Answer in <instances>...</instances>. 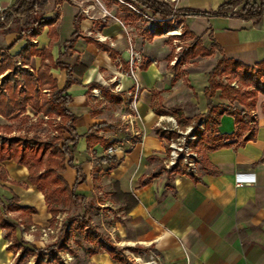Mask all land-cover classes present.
Here are the masks:
<instances>
[{
  "label": "crops",
  "instance_id": "obj_1",
  "mask_svg": "<svg viewBox=\"0 0 264 264\" xmlns=\"http://www.w3.org/2000/svg\"><path fill=\"white\" fill-rule=\"evenodd\" d=\"M169 1L174 10L209 13L177 16L176 30L198 39L205 50L212 43L218 48L211 56L197 57L180 67L201 60L215 63L218 56L248 66L264 59V8L260 19L253 22L232 11L212 15L228 0ZM13 2L0 0V6L8 9ZM62 4L71 10L69 37L75 34L71 47L63 45L69 38L59 39L60 15L51 26L55 39L50 40L45 27L33 42L39 50L49 45L54 63L49 74L59 89L65 74L55 63L73 68L65 95L69 99L66 109L75 117L76 140L71 165L60 176L76 195V204L59 205L51 216L43 195L28 181L27 169L13 161L1 162L0 219L12 230L9 233L0 227V264H14L18 251L10 248L13 241L24 248L44 250L66 234L64 244L71 243V228L78 232L75 220L82 215L89 226L92 223L96 231H102L101 236L93 234L92 242L86 240V248L78 249L85 264H119L108 255L110 247L121 250L127 264H264L263 115L255 117L253 141L206 155L215 174L203 172L199 164L195 180L168 172L167 143L161 129L173 126L172 121L175 126L189 121L185 126H190L195 114L205 113L203 88L213 66L178 76L172 66L179 61L176 52L180 47L169 48V36L163 35L171 20L164 27L155 23L144 32L139 29L142 13L127 7L124 0H61L56 8ZM155 29L159 33L154 34ZM17 38V34L0 35V49L12 44L8 53L17 54L24 45ZM129 52L134 57L136 84L126 76ZM39 64L40 59L33 57L31 71ZM26 114L35 121L28 109ZM41 119L45 122L46 117ZM223 122L229 132L219 130ZM26 124L22 128L28 130L31 125ZM219 126L221 134L234 132L233 120L227 115L221 116ZM45 127L44 123L36 130ZM108 143H113L112 155L119 160L111 171L98 160ZM237 172L252 173L254 183L235 187ZM15 207L33 213L11 210ZM63 207L82 209V213L63 221ZM74 255L65 261L71 264L80 257Z\"/></svg>",
  "mask_w": 264,
  "mask_h": 264
},
{
  "label": "trees",
  "instance_id": "obj_2",
  "mask_svg": "<svg viewBox=\"0 0 264 264\" xmlns=\"http://www.w3.org/2000/svg\"><path fill=\"white\" fill-rule=\"evenodd\" d=\"M48 0H14L13 4L5 9V13L12 11L17 15L24 14V26L29 27L24 36L19 35L18 40L23 39L24 45L15 55H10L8 50L12 44L0 50V118L4 123L0 124V163L3 161H13L24 166L28 172V181L39 191L47 205V213L54 216L58 212L59 205H75L76 195L70 190L63 179L66 166L71 165V149L74 147L75 136H73V124L75 117L66 109L68 97L65 95L66 89L71 84L69 73L73 68L55 64L65 74V82L62 88H58L49 70L53 69L54 63L49 55V45L44 49H36L33 42L40 35L43 28H48L50 40L55 39V32L51 28L56 21L58 14L53 12L50 16L33 19L29 13L36 8H42ZM132 8L141 12L149 18L166 19L173 16H206L209 13L197 10H174L171 5L158 0H124ZM264 0H228L220 5L214 16L224 15L232 10L234 15L257 22L263 12ZM128 10V9H127ZM129 11V10H128ZM6 15L5 17H7ZM0 27H2L0 23ZM159 30V29H158ZM154 30V34L159 33ZM182 35L188 36L182 32ZM71 34L63 45L71 47L73 37ZM182 47L179 54V61L172 66V70L182 64L194 60L195 58H207L217 50L215 44H211L208 50L202 48L198 39ZM218 51V50H217ZM33 57L40 59V64L35 72H32L29 64ZM233 75L236 87L223 84L217 81L220 77L225 79ZM256 93L264 95V59L252 66L244 65L237 60L229 59L224 56L215 62L214 66L207 73L206 86L203 88V96L206 103L204 113V125L202 130L197 131L196 140L191 147L198 155L200 169L209 174H215L207 162L206 155L221 148L241 146L245 142L253 141L256 133V119L250 112L254 108V95ZM27 109L35 117V125L28 130L21 131L30 119L26 114ZM264 117V106L262 108ZM227 115L232 118L234 132L231 134H221L217 128L221 116ZM41 117H46L45 122ZM58 118V120H57ZM17 126H15V124ZM55 134L48 139H40L36 135V129L42 124ZM189 123L181 124V128ZM180 124V123H179ZM29 131V134H28ZM64 135H67L65 137ZM91 141L97 140L96 137H87ZM113 147V143L104 145V154L98 160L107 165V171L114 169L119 160L112 154H107V150ZM168 172L183 174L180 167H171ZM78 174V170H77ZM193 180L195 178L192 177ZM10 209V208H9ZM31 214L30 209L20 210L16 207L11 209ZM76 230L86 231L88 224L84 215L75 220ZM0 227L9 233L12 227L0 219ZM54 245L48 246L44 250L24 248L22 244L15 241L11 244V249L20 251L14 264H23L24 256L34 254V263L41 264L39 257L42 254H50L54 260L57 252L65 248V238ZM87 241H93V234L86 235ZM113 262L127 264L121 250L110 247L107 251Z\"/></svg>",
  "mask_w": 264,
  "mask_h": 264
},
{
  "label": "rangeland",
  "instance_id": "obj_3",
  "mask_svg": "<svg viewBox=\"0 0 264 264\" xmlns=\"http://www.w3.org/2000/svg\"><path fill=\"white\" fill-rule=\"evenodd\" d=\"M158 1L165 2L169 5H171V2L169 0H158ZM60 3H61V0H48L46 5L44 4V6L42 8L34 9L33 12L29 13V15L33 19H39L42 16L43 17L49 16L53 12H57V14L60 15V18L58 21L59 39L61 41H64L65 39L69 38V33H70L69 32V26H70V21H71V16H70L71 10L65 4H62L60 7L56 8V4H60ZM234 11L235 10H232V12H234ZM6 15H8V16L5 17ZM168 18H170V17H168ZM168 18H166V19L156 18V19L160 20L157 23L159 24V26L164 27V23L168 22V21H166ZM24 19H25L24 14L17 15L16 13H13L12 11H9L6 13L4 12V17L2 19H0V23L2 25V27H0V35H5V34H10V35L15 34L16 35L17 34L18 36L19 35L24 36L25 32L29 28V27L23 25ZM170 20L172 22L171 26H165L163 28L165 30L163 35L166 36V38H167V36H169L168 42L170 44L169 45L167 44L169 48H174L175 46L176 47L178 46V47H180V50H181L182 47L188 45L192 40L190 37L182 35L183 34L182 30H176L177 21H178L177 16L172 15ZM140 21H141V25L139 26V29H141L144 32H146V29H147V31L152 30L151 27L153 28L154 25L151 26L152 23L149 20L145 19L144 17H141ZM161 21H164V22L161 23ZM166 24L170 25V23H166ZM21 45L22 44L14 46V48L16 49ZM1 48L2 49H0V50L5 49L3 46H1ZM180 50L176 52V57L178 56ZM219 58L220 57L218 56L215 59V62ZM214 64L215 63L213 61H209V60L208 61L207 60L196 61L190 65H185L183 68L178 67L176 69V74L179 76V75H185L187 73H201V71L202 72L208 71L212 66H214ZM34 66L35 65L32 64V67H34ZM233 78H235V77H233V75L229 76L226 79L224 77H220L217 81L222 82L223 84H229L232 87H236V84H235V81ZM263 106H264V95L256 93L254 95V108H253V111L250 112V115H253L256 118L259 117L260 114H262L261 112H262ZM199 120H202L203 122L205 121L204 120V113L203 114H195V116L193 118V122L190 126L193 127L194 124H196V121H199ZM0 123H4V121L0 120ZM29 124L31 126H34L35 121L33 119H30L28 121V123L26 124V126H29ZM15 125H16V123H15ZM190 126H186V127H190ZM17 127H19V126H17ZM186 127L181 128L180 126H178L177 130L182 132L185 130ZM20 130L24 131L25 129L20 128ZM219 130L226 133V132H229L231 129H229V128L227 129L226 122H223L219 126ZM24 132H26V131H24ZM35 133H36V135H38V138L43 139V140L48 139L53 134L51 129L48 127L39 129L38 131L36 130ZM260 133H262V132L259 131V134ZM174 136H176V134H173L172 137H174ZM261 138H263V136H261ZM81 213H82V209H79L77 211V210H71V208H68V207H63L61 214H64V217L62 220L65 221L68 218H71V217L75 216L76 214H81ZM88 213H89V215L91 214L90 212H88ZM95 228H96V226L95 227L92 226V223L90 226L88 225L87 230L83 231V232H79V231L76 232V231H73V228H71V239H72V241H71V243H66L65 248L61 249L57 252L56 259L54 260V258L50 254L46 253V254H42L39 257V261L41 262V264H68V262L65 261L66 257L73 255V253L75 255H76V253H78L80 257L77 260L74 259V261L71 262V264H85L83 262V258L85 256L84 255L82 256V253H80V251L78 249L79 248L82 249V248L87 247L88 244H87V241L85 238L86 235L96 234L98 236H101V234H102L101 228H99L100 230H98V231H96ZM36 246H37V244H36ZM19 252L20 251H18V254H19ZM36 253L37 252H34V254L29 255L27 257L24 256L23 264H33L35 261L34 255H36Z\"/></svg>",
  "mask_w": 264,
  "mask_h": 264
},
{
  "label": "built area",
  "instance_id": "obj_4",
  "mask_svg": "<svg viewBox=\"0 0 264 264\" xmlns=\"http://www.w3.org/2000/svg\"><path fill=\"white\" fill-rule=\"evenodd\" d=\"M127 7L132 9L134 12L138 13L131 6L127 5ZM4 12L5 9L0 6V19L4 17ZM104 15L107 16L108 14L104 12ZM141 16L149 20L152 23L151 26L160 21L155 18H148L143 14H141ZM170 19L171 17L168 18L166 21H169ZM133 60V54L129 52L128 70L126 76H128L134 82V84H136V77L133 69ZM130 108L134 110V105L132 102L130 104ZM172 123L173 126L164 127L161 129V132L164 135L167 143V158L165 161V167H180L183 170L184 174L193 177L198 171V156L197 153L192 149L191 144L196 140L195 133L197 131L202 130L204 122L202 120H199L198 122H196V124H194L193 127H186L185 130L182 132L177 130L178 126H175L173 121ZM173 134H176V136L172 137ZM114 152L115 150L112 148H109L107 150L108 154H112ZM253 183L254 175L252 173L237 172L233 176V185L235 187L249 186Z\"/></svg>",
  "mask_w": 264,
  "mask_h": 264
}]
</instances>
